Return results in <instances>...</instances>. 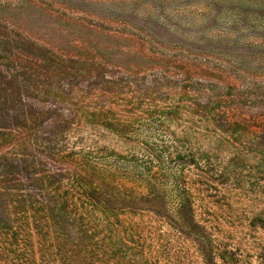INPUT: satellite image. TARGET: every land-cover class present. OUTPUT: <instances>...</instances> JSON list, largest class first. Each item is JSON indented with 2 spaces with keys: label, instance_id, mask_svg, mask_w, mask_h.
<instances>
[{
  "label": "trees",
  "instance_id": "obj_1",
  "mask_svg": "<svg viewBox=\"0 0 264 264\" xmlns=\"http://www.w3.org/2000/svg\"><path fill=\"white\" fill-rule=\"evenodd\" d=\"M82 1L88 5L79 13L86 12L95 23L86 26L82 20L64 29L77 16L67 0H0V238L10 248L21 243L24 256L32 259L36 258L33 241L40 242L41 251L50 243L55 256L68 264H85L88 258L81 252L87 236L85 223L118 219L120 215L112 213L115 210L133 216L147 210L169 224L173 218L146 208L134 196H124L114 178L106 179L88 168L84 177L79 176L82 192L62 191L70 175L73 180L76 176L63 158L65 139L83 122L99 125L105 121L108 95L114 96V91L120 96L134 95V91L123 92L133 83L113 80L106 74L108 68L129 72L126 67L136 60L179 64L181 75L199 86L189 102L193 111L186 115L197 117L222 136L246 130L245 135L254 139L258 164L264 168V111L245 109L240 89L232 98L213 89L223 92L228 89L226 83L236 86L241 75L264 78V15L221 19L219 4L232 0ZM241 1L264 11V0ZM171 5L181 11L160 17ZM220 22L239 28L211 26ZM251 22L257 24L256 29L250 28ZM127 28L135 33H127ZM255 38L258 44L251 42ZM117 41L125 45L115 46ZM104 57L114 58L117 65ZM154 95L138 96L140 105L154 104L155 108L142 113L148 118L163 114L155 105L160 99ZM78 104L83 107L78 109ZM168 114L172 119L176 113ZM204 160L203 167L208 163ZM216 172L227 174L229 167L202 171L212 182L217 181ZM178 200L177 232L187 238L192 234L203 237L192 203L186 197ZM209 249L200 252L206 255Z\"/></svg>",
  "mask_w": 264,
  "mask_h": 264
},
{
  "label": "rangeland",
  "instance_id": "obj_2",
  "mask_svg": "<svg viewBox=\"0 0 264 264\" xmlns=\"http://www.w3.org/2000/svg\"><path fill=\"white\" fill-rule=\"evenodd\" d=\"M97 1L102 3V0ZM67 2L77 16L68 26L63 25L64 29L82 20L86 26L95 23L86 12L79 13L87 9L88 3ZM172 6L163 9L160 17L164 19L171 12L181 11ZM219 6L220 17L226 21L264 15L263 10L241 0ZM252 23L250 28L256 29L257 24ZM211 26L235 28L228 22L224 26L221 22ZM126 32L135 33L131 28ZM165 34L161 30V35ZM251 42L258 44L256 38ZM114 45L125 44L117 41ZM64 48L69 49L67 44ZM109 58L104 57L106 61ZM110 59V65H117L114 58ZM168 62L136 60L126 67L129 72L107 69L106 74H111L113 80L131 81L133 86L123 88V92L134 91V95L120 96L114 91V96L108 95L105 113L108 118L98 122L100 126L83 122L65 139L63 158L76 176L73 180L74 176L70 175L62 191L82 192L79 176L84 177V169L88 168L106 179L114 178L124 196H134L145 203L146 208L159 209L171 218L176 216L178 199L186 197L193 205L195 219L203 227L204 235L192 234L191 238L180 235L176 218L169 224L147 210H138L137 216L115 210L112 213L120 215L118 219L84 224L87 236L81 252L88 256L85 264H264V168L258 164V151L252 146L254 139L241 128L222 136L203 126L197 117L186 115L193 111L189 102L199 86L195 80L181 75L179 64ZM226 85L228 89L223 92L213 87L215 94L232 98L240 89L245 96V109L264 111V78L241 75L236 86ZM124 86L128 87L126 83ZM152 92L159 97L155 105L163 114L148 118L142 113L155 108L154 104L149 107V102H142L140 105L138 96ZM123 99L128 103L124 104ZM82 107L83 104L77 106ZM168 112L176 113L174 118L171 119ZM204 159L208 163L203 167ZM228 167L227 174L216 172L219 175L216 182L209 181L202 173L205 169L219 171ZM145 198L152 201V206ZM39 243L33 241L36 258L32 259L24 256L21 243L10 248L0 238V264H68L64 258L55 256L50 243L44 251L40 250ZM207 248L210 249L203 255L200 251Z\"/></svg>",
  "mask_w": 264,
  "mask_h": 264
}]
</instances>
